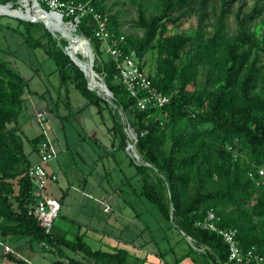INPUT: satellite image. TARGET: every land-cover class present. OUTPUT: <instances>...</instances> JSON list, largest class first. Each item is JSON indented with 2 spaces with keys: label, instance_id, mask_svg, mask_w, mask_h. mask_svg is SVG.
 <instances>
[{
  "label": "trees",
  "instance_id": "16d2710c",
  "mask_svg": "<svg viewBox=\"0 0 264 264\" xmlns=\"http://www.w3.org/2000/svg\"><path fill=\"white\" fill-rule=\"evenodd\" d=\"M59 1L80 4L81 8L73 6L72 11L60 7L59 16L75 23V32L88 40L96 79L103 80L112 92L113 102L136 133L137 151L148 163L129 155L139 181L133 192L197 247L189 246V252L181 256L196 250L209 259L207 264L226 260L228 248L222 237L201 224L211 209L217 226L236 229L240 248L254 245L264 257V184L249 175L264 167V0L251 4L248 0H125L136 10L133 24L142 29L140 35L122 30L123 8L115 7L119 0ZM7 2L18 6V0H0V4ZM38 2L49 10L46 0ZM95 12L106 17L113 34L109 43L113 41L124 52L134 50L141 66L148 63L152 86L170 96L166 103L136 106V98L117 79L115 61L110 55L101 59L102 41L94 34ZM229 14H233V27L227 23ZM192 16L197 18L195 26L177 29ZM3 28L17 33L31 48L41 47L52 58L67 107V84L71 82L101 118L106 110L111 145L125 148L127 134L117 107L87 84L83 71L66 53V38L56 39L41 21L16 16L0 15V31ZM25 87L20 72L0 56V234L27 236L29 242L55 251L59 257L50 264H83L64 253V248L129 264L127 250L91 249L81 234L75 240L54 236L32 214L35 195L27 169L34 161L29 153H37L45 134L24 136L30 143V151H24L20 118ZM83 108H76L75 113ZM156 253L161 258L164 251ZM5 255L25 264L9 251ZM180 258L163 262L178 264ZM192 260V264H203Z\"/></svg>",
  "mask_w": 264,
  "mask_h": 264
},
{
  "label": "rangeland",
  "instance_id": "374dc122",
  "mask_svg": "<svg viewBox=\"0 0 264 264\" xmlns=\"http://www.w3.org/2000/svg\"><path fill=\"white\" fill-rule=\"evenodd\" d=\"M35 1L39 4L38 0ZM248 3L251 4L252 0ZM115 7L123 8L120 15L122 30L140 35L142 29L133 24L135 8L125 0H119ZM59 19L73 27L70 20ZM196 22L197 18L192 16L182 21L177 29L188 30ZM227 23L234 26L233 14L228 15ZM46 28L56 39L65 38L62 33ZM72 33H76L75 29ZM100 50L101 59H107L109 52L104 42H101ZM90 52L93 55L91 48L88 54ZM0 56L9 60L26 81L20 118L24 151H30V143L24 136L32 137L39 132H45L57 150L56 158L48 162L47 168L56 172L58 178L49 183L48 189L52 190L49 194L57 198L62 196L50 232L54 236L62 234L70 240L81 234L91 249H125L130 254L129 264H164V260L173 263L175 257H181L178 264H192V259L207 264L209 259L196 250L181 256L189 252V246L197 249L194 242L175 226H169L155 214L151 203L133 192V188L138 190L139 181L133 165L129 164L132 155L126 148L111 145L112 133L108 130L111 120L107 111L104 110L101 118L96 107L87 105L86 99L71 82L67 84V107L52 58L41 47L27 46L17 33L7 28L0 31ZM146 57L149 62L148 53ZM79 107L84 108L75 113ZM42 110L44 113L38 119L36 113ZM29 158L35 161L37 153L30 151ZM105 205L110 208L105 210ZM24 240L25 244L19 249L33 258L28 264H50L59 257L55 251L47 250L35 241L29 242V249L27 236L15 234H0V255L4 250L3 242L10 241L9 244L14 246ZM158 250L164 251L162 259L156 253ZM64 253L79 258L83 264H116V259L84 255L71 248H64ZM5 264L19 263L7 259Z\"/></svg>",
  "mask_w": 264,
  "mask_h": 264
},
{
  "label": "built area",
  "instance_id": "2783aa9c",
  "mask_svg": "<svg viewBox=\"0 0 264 264\" xmlns=\"http://www.w3.org/2000/svg\"><path fill=\"white\" fill-rule=\"evenodd\" d=\"M51 11H55L58 15L61 14V8L65 5L68 10L72 11L73 6L81 8L80 4L74 5L71 1L67 3L59 0H46ZM61 18V17H60ZM96 20L95 36L105 43V49L109 52L110 57L115 61L118 69L117 79L125 86L127 92L136 98V106L145 108L147 106H160L169 100V95L160 92L154 86L148 76L145 66H141L139 58L134 50L124 52L121 48L112 42L113 34L109 33L106 26V17L99 12L94 13ZM75 22L78 18H74ZM120 40H124L123 34L119 35ZM138 91H143L138 95ZM44 110L38 111L36 116L41 118ZM45 138L37 144V159L28 167L27 174L33 183V193L35 201L31 209L39 225L44 228L45 232H49L54 218L58 215L60 209V201L57 197L49 194L48 185L58 178V174L47 168L50 160L56 158L57 150L52 144V141L44 132ZM251 177L255 178L256 183L264 184V167H259L256 174L249 172ZM257 176V177H255ZM107 205H105L106 207ZM104 209L109 208L108 206ZM215 214L210 209L207 212L206 218L202 221L203 227H208L217 232L227 245L228 252L225 261L220 264H264V257L258 252L254 245L246 248H240L236 240V229L219 227L214 223ZM45 245V243H41ZM199 249H203L200 247ZM5 252H10L8 246H4Z\"/></svg>",
  "mask_w": 264,
  "mask_h": 264
},
{
  "label": "bare ground",
  "instance_id": "6f19581e",
  "mask_svg": "<svg viewBox=\"0 0 264 264\" xmlns=\"http://www.w3.org/2000/svg\"><path fill=\"white\" fill-rule=\"evenodd\" d=\"M19 6L13 7L11 2L0 4V13L8 15H19L28 20H41L51 31H56L58 34H63L68 39V47L72 53V57L80 64V67L87 72V64L76 59L75 55L82 52L87 57L88 48L86 42L81 40L80 37L72 33L73 27L70 24L63 22L59 15L50 11L48 14L43 15L39 11V5L34 0H18ZM78 56V55H77ZM87 74L90 76V84L93 86L101 87L99 81L96 82L94 74ZM128 135L134 139V136L130 129H128Z\"/></svg>",
  "mask_w": 264,
  "mask_h": 264
},
{
  "label": "water",
  "instance_id": "95a60500",
  "mask_svg": "<svg viewBox=\"0 0 264 264\" xmlns=\"http://www.w3.org/2000/svg\"><path fill=\"white\" fill-rule=\"evenodd\" d=\"M35 1V0H34ZM36 2V1H35ZM36 4H38L37 2H36ZM39 5V4H38ZM39 11H41L42 12V14L43 15H45V14H48L49 12H50V10H46V9H44V8H42L40 5H39ZM52 12H55V11H52ZM55 13H57V12H55ZM58 14V13H57ZM16 17H19V18H23V17H21V16H19V15H15ZM23 19H25V18H23ZM39 21H41V20H39ZM45 25V24H44ZM72 25H73V30L74 29H76L75 28V23H73L72 22ZM46 26V25H45ZM47 27V26H46ZM75 35H77L78 37H80L81 38V40H83V41H85L86 42V45H87V48L90 50V46H89V42H88V40L82 35V34H79V33H74ZM66 38V37H65ZM67 39V38H66ZM65 50H66V53L69 55V57L71 58V60L83 71V73H84V75H85V78H86V81H87V84L90 86V87H92V88H94L95 90H96V92L100 95V96H102L105 100H107L111 105H113L114 107H117L116 105H115V103L113 102V99H112V92L107 88V86H106V84L104 83V81L103 80H97L96 79V73H95V71H94V69H93V55L91 54V52L87 55V57H85L83 54H82V52H79V55L80 56H77V55H75V57H76V59H78L79 61H82V62H84V63H86L87 64V68H86V70H87V72H89V74H94V76H95V79H96V82L97 81H99L100 82V84H101V87L99 88V87H97L96 88V86L95 85H91L90 84V76L87 74V72H85L81 67H80V64L78 63V62H76V60L72 57V53H71V51H70V49H69V47H68V45H66L65 46ZM117 110H118V112H119V114H120V117H121V120H122V123H123V128H124V130H125V132H126V134H127V137H126V139H127V144H126V146H125V148H126V150L128 151V153H130L132 156H133V158L135 159V160H137V161H139V162H142V163H144V164H148L147 162H145L144 160H142V158H141V156H140V154H139V152L137 151V149H136V146H135V137H136V133L133 131V129H132V127L131 126H129L128 124H127V122H126V120H125V116H124V114H123V112L121 111V109L119 108V107H117ZM128 129H130L131 130V132H132V134H133V136H134V139L133 138H131L129 135H128ZM172 209V204L170 203V210ZM183 233V232H182Z\"/></svg>",
  "mask_w": 264,
  "mask_h": 264
},
{
  "label": "crops",
  "instance_id": "0c3cea01",
  "mask_svg": "<svg viewBox=\"0 0 264 264\" xmlns=\"http://www.w3.org/2000/svg\"><path fill=\"white\" fill-rule=\"evenodd\" d=\"M49 170H51V169H49ZM51 171H53V170H51ZM48 191L49 192H52V190L51 189H48ZM60 195V194H59ZM58 195V196H59ZM110 208V207H109ZM60 210V209H59ZM62 235V234H61ZM61 235H59V236H61ZM10 242V241H9ZM9 242H3L2 244H3V246H8L9 248H10V255L11 256H14V257H22L25 261V263H30L31 261L33 262V258L32 257H29L27 254H23L24 252L21 250V249H19L21 246H23L24 244H25V242H26V240H24V242H22V241H20V242H18L17 244H15L14 246H11L10 244H9ZM28 245H29V249H31V243H29V241H28ZM13 247V248H12ZM12 249V250H11ZM13 251H14V253H13ZM0 258H1V264H5V262H6V260L8 259V258H6V255H5V251L3 250V252H1V255H0ZM27 259V260H26ZM8 261H12V260H10V259H8Z\"/></svg>",
  "mask_w": 264,
  "mask_h": 264
},
{
  "label": "clouds",
  "instance_id": "9594fccd",
  "mask_svg": "<svg viewBox=\"0 0 264 264\" xmlns=\"http://www.w3.org/2000/svg\"><path fill=\"white\" fill-rule=\"evenodd\" d=\"M50 10V9H49ZM51 11V10H50Z\"/></svg>",
  "mask_w": 264,
  "mask_h": 264
}]
</instances>
